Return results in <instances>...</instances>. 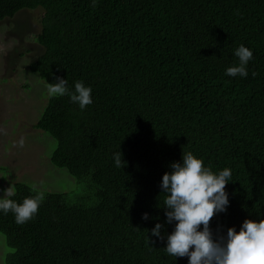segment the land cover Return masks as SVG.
Masks as SVG:
<instances>
[{
	"label": "trees",
	"instance_id": "16d2710c",
	"mask_svg": "<svg viewBox=\"0 0 264 264\" xmlns=\"http://www.w3.org/2000/svg\"><path fill=\"white\" fill-rule=\"evenodd\" d=\"M23 9L42 10L35 78L92 89L84 110L47 98L33 125L56 140L51 163L90 194L15 181L11 199L43 200L23 225L0 213L4 264H188L163 250L174 225L160 188L187 151L232 172L214 234L264 216V0H0V22ZM241 44L253 51L249 74L226 76ZM157 222L165 239L151 235Z\"/></svg>",
	"mask_w": 264,
	"mask_h": 264
},
{
	"label": "clouds",
	"instance_id": "9594fccd",
	"mask_svg": "<svg viewBox=\"0 0 264 264\" xmlns=\"http://www.w3.org/2000/svg\"><path fill=\"white\" fill-rule=\"evenodd\" d=\"M232 54L238 63L227 67L225 75L247 78V66L254 58L253 51L241 44ZM46 94L49 99L68 95L70 101L78 104L81 110L93 103L90 86L83 81H76L74 87H70L68 80L63 77L48 83ZM19 146H24L23 139L19 141ZM113 160L117 168H123L120 151L113 154ZM230 181V168L213 171L191 151L183 152L181 160L170 164V171L163 174L160 182L166 223L174 225L172 231L166 233L163 250L167 255L175 259L187 257L188 264H264V216L258 219L246 218L239 231L232 226L227 228L226 234L219 229L214 234L210 227L214 214L227 211L230 202L226 185ZM14 195L15 189L12 186L3 189L0 213L6 215L11 212L15 223L23 225L38 213L43 197L29 196L17 202L11 199ZM141 218L148 220L149 214L145 212ZM162 227L157 222L151 229V235L165 239L161 234Z\"/></svg>",
	"mask_w": 264,
	"mask_h": 264
},
{
	"label": "rangeland",
	"instance_id": "374dc122",
	"mask_svg": "<svg viewBox=\"0 0 264 264\" xmlns=\"http://www.w3.org/2000/svg\"><path fill=\"white\" fill-rule=\"evenodd\" d=\"M41 16V9H23L0 22V196L15 181H23L45 190H71L73 200L88 198L90 189L71 183L73 177L67 170L51 163L49 154L56 140L33 128L48 98L46 85L28 68L29 62L43 51L36 40ZM21 139L23 147L19 146ZM7 250L11 248L0 233V264H4Z\"/></svg>",
	"mask_w": 264,
	"mask_h": 264
}]
</instances>
